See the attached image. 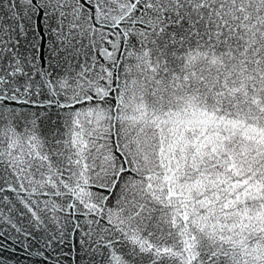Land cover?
I'll return each instance as SVG.
<instances>
[{
	"label": "snow or ice",
	"instance_id": "1",
	"mask_svg": "<svg viewBox=\"0 0 264 264\" xmlns=\"http://www.w3.org/2000/svg\"><path fill=\"white\" fill-rule=\"evenodd\" d=\"M0 264H264V0H0Z\"/></svg>",
	"mask_w": 264,
	"mask_h": 264
}]
</instances>
